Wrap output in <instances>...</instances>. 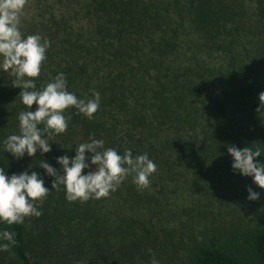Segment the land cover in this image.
Listing matches in <instances>:
<instances>
[{
  "label": "trees",
  "instance_id": "trees-1",
  "mask_svg": "<svg viewBox=\"0 0 264 264\" xmlns=\"http://www.w3.org/2000/svg\"><path fill=\"white\" fill-rule=\"evenodd\" d=\"M231 15V0H28L20 31L50 41L37 88L62 72L69 92L101 99L91 119L66 110L67 131L47 137L51 151L16 158L3 142L19 134V112L36 105H23L16 78L0 70V168L35 171L50 189L39 217L0 222L17 241L0 251V264H151L153 255L159 264H264V206L223 215L192 199L226 168L216 165L232 158L229 145L259 147L254 160L264 163V44L237 69L204 66ZM220 87L226 102L212 114L205 94ZM90 135L121 155L147 153L157 165L150 186L138 190L128 177L107 198L83 203L52 189L55 177L39 162L60 172L56 158L74 157Z\"/></svg>",
  "mask_w": 264,
  "mask_h": 264
},
{
  "label": "clouds",
  "instance_id": "clouds-1",
  "mask_svg": "<svg viewBox=\"0 0 264 264\" xmlns=\"http://www.w3.org/2000/svg\"><path fill=\"white\" fill-rule=\"evenodd\" d=\"M27 2L0 0V70L16 78L13 85L22 89L19 99L23 105L28 109L36 105L34 111L19 112V134H11L3 142L4 151L16 158L23 157L25 153L33 157L37 150L41 154L51 151L47 137L67 131L71 116L65 115L66 110L75 108L78 114L91 119L99 110L101 99L95 90H92L91 99H80L69 92L62 72L51 82L37 88L35 79L39 77L46 60L50 41L42 40L39 34L24 37L20 31L21 15ZM259 101L261 105L264 104V91L259 94ZM77 145L74 157L63 155L56 158L62 166L60 172L45 161L39 162L47 175L55 177L52 189L60 191L63 187L69 202L83 203L89 199L107 198L128 177L132 178L138 190L148 188L149 177L157 170V165L147 153L133 156L128 149L121 155L114 148H105L103 140L91 135L89 142ZM227 150L233 157V171L251 176L254 183L264 189V163L254 160L261 155V149L249 146L241 149L229 145ZM86 152L90 155L86 156ZM92 165L96 166L95 169L84 174L83 170L91 169ZM247 191L249 200L259 198L260 194L251 187ZM49 192L50 189L44 186V180L35 171L8 176L0 168V222L23 224L26 217H39L42 213L37 205L43 203ZM15 236L13 231H0V239L7 241L0 244V251H10L17 243ZM148 251L151 252V249ZM151 264H159L154 255Z\"/></svg>",
  "mask_w": 264,
  "mask_h": 264
},
{
  "label": "rangeland",
  "instance_id": "rangeland-1",
  "mask_svg": "<svg viewBox=\"0 0 264 264\" xmlns=\"http://www.w3.org/2000/svg\"><path fill=\"white\" fill-rule=\"evenodd\" d=\"M231 20L226 23V36L218 39L209 51V57L205 58V67L210 70H218L221 66L230 64V68L237 66L251 55L254 48L264 44V4L257 0H231ZM216 94V95H215ZM215 99H212L215 97ZM214 101L215 104H212ZM204 107L216 114L222 110L226 102V94L222 87L212 92H207L204 98ZM226 108L223 110L225 112ZM233 157L222 160L216 167H226L224 170L216 171L217 175L207 187H202L199 192L193 193L198 198V203L204 209L218 213L231 212L245 213L262 210L264 206V189L259 190L254 184L251 176H244L238 170L232 169ZM251 187L258 192L257 200H249L247 189Z\"/></svg>",
  "mask_w": 264,
  "mask_h": 264
}]
</instances>
